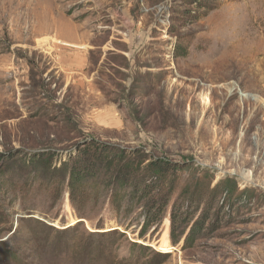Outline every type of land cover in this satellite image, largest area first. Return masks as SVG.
<instances>
[{
	"label": "rangeland",
	"instance_id": "374dc122",
	"mask_svg": "<svg viewBox=\"0 0 264 264\" xmlns=\"http://www.w3.org/2000/svg\"><path fill=\"white\" fill-rule=\"evenodd\" d=\"M0 256L264 264V0H0Z\"/></svg>",
	"mask_w": 264,
	"mask_h": 264
},
{
	"label": "trees",
	"instance_id": "16d2710c",
	"mask_svg": "<svg viewBox=\"0 0 264 264\" xmlns=\"http://www.w3.org/2000/svg\"><path fill=\"white\" fill-rule=\"evenodd\" d=\"M44 155L45 154H34L32 159L33 161L31 160V163L35 162L37 159L40 160V158H42ZM45 158L47 159L44 160H48V157ZM50 159H53V154L49 157V160ZM159 166L160 165L158 163H153L150 169H157ZM91 168V164L85 161L75 163L68 167V187L71 189V191L81 189L87 181L92 179L87 177L90 175V170H92ZM138 170V167L135 166L133 161H128L127 163H124L116 168L117 172H114V177L112 178L115 182L122 180V183L125 187H132L133 193L137 194V192H139L142 198L148 197L156 189L159 190L161 185L166 183V178L169 176V174L174 172L173 169L166 168L165 172L161 173L162 176L157 175L159 176L158 178L155 177V179H149L146 175H143L144 172H140ZM137 172L140 174V177L136 175ZM171 180L172 179H170L167 183H170ZM155 192L156 193H153L151 197L149 196L150 198L147 200V205L143 208L144 219H146L149 223L155 222L163 214V211L168 206L171 198V192L169 191Z\"/></svg>",
	"mask_w": 264,
	"mask_h": 264
}]
</instances>
